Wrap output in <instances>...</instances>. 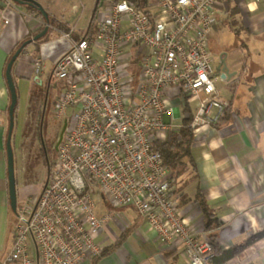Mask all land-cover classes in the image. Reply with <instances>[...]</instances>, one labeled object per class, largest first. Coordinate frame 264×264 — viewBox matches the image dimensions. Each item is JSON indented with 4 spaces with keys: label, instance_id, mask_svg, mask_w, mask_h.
Wrapping results in <instances>:
<instances>
[{
    "label": "built area",
    "instance_id": "2783aa9c",
    "mask_svg": "<svg viewBox=\"0 0 264 264\" xmlns=\"http://www.w3.org/2000/svg\"><path fill=\"white\" fill-rule=\"evenodd\" d=\"M104 1L92 35L71 40L48 75L61 82L54 115L65 129L39 194L16 203L12 245L1 264L96 258L103 249L96 238L114 210L125 208L143 219L162 248L178 247L188 264H209L215 253L180 215L170 169L152 146L180 127L164 122L173 99L194 104L192 129L217 125L228 107L215 86L209 49L218 0H146L143 6L109 0L101 11ZM32 68L39 78L43 59L35 58ZM94 196L111 210L97 215Z\"/></svg>",
    "mask_w": 264,
    "mask_h": 264
},
{
    "label": "crops",
    "instance_id": "0c3cea01",
    "mask_svg": "<svg viewBox=\"0 0 264 264\" xmlns=\"http://www.w3.org/2000/svg\"><path fill=\"white\" fill-rule=\"evenodd\" d=\"M34 1L47 13L49 23L46 34L25 47L13 63L11 76L16 92L21 88L22 93L28 89L29 80L40 82L43 75L36 78L33 73L35 58L45 57L53 67L68 50L71 40L87 36L94 29L90 21L98 0ZM9 3L0 0V264L12 245L14 221L6 173L9 93L4 71L19 45L46 26L41 15ZM216 10L217 21L209 36V47L214 46L217 55L226 53L229 72L236 73L228 82L224 80L225 93L221 94L216 87L227 100L228 110L217 125L193 130L191 154L195 169L172 185L171 197L180 215L205 236L200 208L193 201L199 189L218 221L217 246L228 250L244 245L223 264H264V0H218ZM3 18L8 20L6 25ZM61 33H68L69 37H61ZM45 45L62 48L54 54L51 51L35 54L34 48L39 50ZM171 109L173 118L166 114L169 121L180 122L181 107L176 99L171 101ZM13 145L17 147L14 142ZM102 205L99 216L111 210L106 203ZM96 242L104 249L115 242L118 245L80 264H188L178 247L162 248L143 219L129 208L114 210L113 218Z\"/></svg>",
    "mask_w": 264,
    "mask_h": 264
},
{
    "label": "rangeland",
    "instance_id": "374dc122",
    "mask_svg": "<svg viewBox=\"0 0 264 264\" xmlns=\"http://www.w3.org/2000/svg\"><path fill=\"white\" fill-rule=\"evenodd\" d=\"M110 4L111 2L109 0L104 1L102 8H100L101 11L108 8ZM84 21L85 17L82 19V24ZM61 48L62 45H45L43 48H39V50L34 48V52L35 54L37 53V55H41L42 52L45 54V51H48V53L51 51L52 54H54ZM209 49L211 52L214 75L216 73L215 67L218 62L217 49H215L214 46H210ZM43 62L44 73L40 77L41 84L39 85V82L31 79L27 82L28 89L24 91V93H22L21 88L17 89L18 102L13 116V131L11 135V145L14 142L17 147L14 145L11 147L13 152L14 168L16 170V203L18 204H20L22 200L26 202L29 199L34 200L36 198L48 178L47 166H45V163H47L51 169V166L56 158L54 144L51 142L50 138L51 134L54 132L52 124L61 123V121L57 120L54 115V106L61 82L50 80L48 78L52 65L48 59H45V57ZM224 85V80H221L220 78L216 79L215 86L220 89L221 94L225 93ZM46 90L47 102L45 104L44 122L47 123V134H44V141L46 143V155L44 156L41 149V138L39 137L38 126L40 121L39 119L43 111L44 92ZM180 100L176 99L177 105L181 107L182 103ZM190 107L193 112L194 104H190ZM171 113L169 115L172 117ZM164 121L165 123H169L168 115L164 117ZM188 171L191 170L187 168L186 173H188ZM22 184H27L29 186L21 188L20 186H22ZM22 196L23 199L21 200L20 197ZM94 203L96 205V213H100L103 209V205L98 196H94Z\"/></svg>",
    "mask_w": 264,
    "mask_h": 264
},
{
    "label": "trees",
    "instance_id": "16d2710c",
    "mask_svg": "<svg viewBox=\"0 0 264 264\" xmlns=\"http://www.w3.org/2000/svg\"><path fill=\"white\" fill-rule=\"evenodd\" d=\"M131 1L136 3L137 6H143L146 0H131ZM99 4H100V0L97 1V4L92 13L91 21H90L91 27L94 24L95 14L98 10ZM22 6H25L27 9L34 11L37 15H40L37 9L29 5L28 3H23ZM91 27L90 30H92ZM92 33L93 30L91 32L89 31V33H87V36H91ZM180 101L182 103L181 105L182 117L180 119V127L176 130L169 131L167 133L165 140L155 141L152 146L153 150L161 154L164 164L170 169L173 183H175L186 173L187 168H189L192 171H194L195 169V164L193 162V158L191 154V148L194 140V134H193L194 129L190 127L192 109L185 97H181ZM17 102H18V98H17ZM227 110L228 107L224 112L223 118L225 117ZM45 166H47V176H48L50 173V166H48L47 163H45ZM193 201L197 203V205L200 208V212L203 218V231L205 232V238L209 241L211 248L215 253L214 257L210 260L209 264L210 263L223 264L231 257H233L235 254H237L243 248L244 245L242 244L236 245L231 249L221 250L215 242L216 239L215 232L219 226L218 221L213 211L207 205L205 198L199 189L196 190L193 197ZM116 245H118V242H115L113 246H111L109 249L103 248L98 257L104 255L105 253L110 251L112 247H115ZM167 254L168 253L166 252L164 253L165 256Z\"/></svg>",
    "mask_w": 264,
    "mask_h": 264
},
{
    "label": "water",
    "instance_id": "95a60500",
    "mask_svg": "<svg viewBox=\"0 0 264 264\" xmlns=\"http://www.w3.org/2000/svg\"><path fill=\"white\" fill-rule=\"evenodd\" d=\"M14 3H17L19 5H22L23 3H28L29 5L35 7L37 11L40 13V15L43 17L45 21V27L44 29L37 35H35L33 38L28 39L21 43L19 47L14 51V53L10 56L6 67L4 71V78L6 87L9 93V105L7 108V133H6V142H5V150H6V173H7V186H8V197H9V206L11 211L14 213L16 208V177H15V168H14V161H13V152L11 147V135L13 131V116H14V110L17 105V92L16 87L13 82L12 76H11V69L13 66V63L21 53V51L27 47L32 42H35L42 38L46 32H47V25L49 23L48 15L44 11V9L34 0H10ZM226 53H220L218 55V63L215 67V74L214 76L216 78H220L225 81H229L232 77L235 76V72L230 73L229 69L225 62ZM39 85L41 82L38 83ZM60 142V138L57 141L55 145V150L57 145Z\"/></svg>",
    "mask_w": 264,
    "mask_h": 264
},
{
    "label": "flooded vegetation",
    "instance_id": "af4514ba",
    "mask_svg": "<svg viewBox=\"0 0 264 264\" xmlns=\"http://www.w3.org/2000/svg\"><path fill=\"white\" fill-rule=\"evenodd\" d=\"M218 55H217V58H218ZM46 98H47V90L44 92V106H43L42 114H41L40 119H39L40 121H39V126H38V133H39V137L41 138V149H42L44 156L46 155L45 154L46 143L44 141V134L45 135L47 134V132H46L47 131V125H46L47 123L44 122V115H45V108H46L45 104L47 102ZM52 126L54 127V132L51 134L50 140L54 144V150H55V145H56L57 141L59 140V138H60V140L62 139L63 132L65 129V122L61 121V123H58V124L53 123Z\"/></svg>",
    "mask_w": 264,
    "mask_h": 264
}]
</instances>
